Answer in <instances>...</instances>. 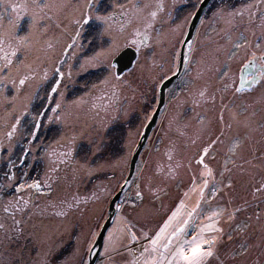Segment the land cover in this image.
<instances>
[{"label": "rangeland", "instance_id": "rangeland-1", "mask_svg": "<svg viewBox=\"0 0 264 264\" xmlns=\"http://www.w3.org/2000/svg\"><path fill=\"white\" fill-rule=\"evenodd\" d=\"M202 1L164 0L165 13L159 14V22L155 25L162 32L160 42L157 43L155 34L152 33V47L145 49L142 45L140 46L139 55L137 54L132 68L120 76L123 84L117 87V95L113 96L112 89L117 85V81L112 77L115 68L108 67L107 61L96 67H81L87 57L101 51L102 48H108V38L105 37L104 41L98 38V33L102 30L98 23L90 21L84 27L81 42L86 47L83 50L73 49L68 52L67 57L63 55V51L66 45L71 42L73 35L74 26L70 24V21L81 14L87 0H50L54 4L63 3L66 5L59 12L54 9L50 13L54 15L56 22H59L61 27L57 28L54 22H50L51 26L48 31L43 36L34 37L30 51L19 57L34 70L30 73L34 79L28 82L18 95L11 83L8 84L5 93L0 95V144L3 145V148L0 149V186H2L0 221L11 224V217L9 213L5 212V208L9 201L14 200L16 196L15 186L11 189L7 187L6 176L14 174L20 183L45 181L51 172L50 157L52 153L65 151L67 139L73 135L80 137L74 152L75 159L67 166L60 165L59 176L62 179L54 186L52 199L71 201L73 197L77 196L81 199L88 197L94 190L101 191L103 187L110 186L112 190L100 202H90L84 206L85 211L73 212L67 219L57 218L52 215L51 211L41 214L39 209L44 207L47 197H36L33 203L39 207H32L31 211L23 217L27 239L12 243L6 241L3 246H0V264H20L21 261L24 264H39L41 256L49 249L53 250L47 256L49 264H63L66 260L70 261L77 236L82 232H88L90 228L95 230L98 236L108 218L109 204L121 187L123 190L115 204L114 216L104 235L99 252L101 254L108 232L113 229V222L117 218V208L121 207L122 202L124 203L122 211L136 225L137 233L143 230L149 235H154L179 205L180 200L185 199L183 193L191 175L186 171L188 162L200 147V144H197L196 147L191 145V138L200 127L197 117L207 120L215 115L211 104L196 106L194 103L196 93L205 86L209 87L210 92L219 87L217 76L221 68L227 71L230 90H234L239 87L244 65L249 62L264 65V62L260 60V56L264 53L260 52L256 53L255 61H252L251 56H246L242 51L235 58L227 60L226 52L231 45L224 35L226 25L223 21L214 19L215 13L222 5L238 8L244 3L255 4L257 0H210L191 36L194 48L189 54L190 63L184 64L181 75L165 90L164 104L138 155L133 175L127 181L132 156L156 109L159 88L171 75L174 76L178 73V60L187 35V28L195 10ZM24 2L25 0H4V5ZM114 2L115 0H94L97 10L94 14H107L112 10ZM133 2L140 4L143 13L139 19L126 28L123 37L117 36L119 51L109 58L111 61L127 48L124 43L126 38L136 39L133 35L136 29L143 33L148 20L147 14L154 10L156 0H133ZM119 3L127 5L129 0H119ZM237 4L241 5L235 6ZM145 5L149 7H144ZM3 12L4 8L0 7V13ZM28 23L27 18L21 22L18 35L27 32ZM4 25L7 27L6 16ZM177 26H181L183 31V35L178 37L179 43L170 34V30ZM115 27L118 28L119 24H116ZM255 32L256 36L261 35L259 29H255ZM248 36L250 40L255 39L251 33H248ZM233 39H235V35H233ZM46 41L52 43L51 49L48 48ZM89 41L93 42L89 45ZM129 48L136 51L135 46ZM7 51V48L0 51V56L5 55ZM186 53H189V49ZM173 57H175L174 60ZM58 60H64L63 65L60 66L64 73V79L58 92L51 93V87L55 86L54 82L57 78L53 74V69L58 66ZM160 65L163 67L161 68ZM45 70L49 72V78L43 81L40 77ZM25 71L27 69L21 67L19 74H23ZM13 75H18L15 69H13ZM261 76H264V71ZM105 80H108L107 84L104 83ZM70 88H77L81 93L76 96L71 95L68 91ZM60 92H63V98H61ZM49 94L62 103V123H49L46 117L38 115L44 111H48V114L51 115L50 107H54L55 103H49L47 100ZM242 95L245 97V102L253 104L258 112L264 107V104L257 103V100L264 96V87H260V83L250 91H244ZM13 97L16 98L13 99ZM228 98L231 99L230 96ZM219 105L220 99L217 95L216 108H219ZM36 108L39 110L38 113H34ZM18 117L21 119V124L18 126L19 131L13 140L9 141L7 133ZM33 117H37V119L34 121ZM37 124L39 127L36 126ZM32 133L35 134L34 137L31 135ZM89 140L102 141V150L95 156L91 155L93 145L89 143ZM206 140L207 135L204 136V141ZM28 141H31V144ZM9 147L12 148L11 153L8 151ZM29 147L32 151L28 152L29 155L26 156L25 149ZM225 147L226 145L219 148L221 155ZM170 151L173 157L171 160L167 155ZM122 157H126V160H122ZM85 161L90 167L96 169L91 176L83 171H77L79 165ZM178 162L183 165L179 169V184L166 179L168 170L174 168ZM220 163L221 159L218 155L213 166L218 168ZM10 164H15L11 172L9 171ZM102 165L103 167H101ZM193 167H195L194 164ZM74 176L76 179H73ZM111 177L114 179H110ZM149 178H151L152 190L158 192L159 199L147 191L146 185ZM137 184H140L144 190V197L142 201H136L137 206L133 210L129 206L131 200L125 201V197H134ZM249 191L246 178L237 181L234 193L237 200L240 197L251 199L248 195ZM23 195L27 199L32 193L25 189ZM196 198V194H192L190 198L185 199L188 210L194 206ZM261 208L264 209V204L261 205ZM101 210L104 212L105 220L100 221V227L96 228L94 217L99 215ZM249 214H252L251 210ZM16 217L20 219V213H16ZM241 219H245V217L241 216ZM251 223L254 227L250 230L249 237L253 243H259V224L255 221L254 216ZM178 226L180 225L174 222L168 233ZM224 228L228 230L229 225L225 224ZM189 233L188 239H191L195 233L191 229H189ZM183 238L181 236V240ZM243 239L242 236H236L233 241H228L225 238L221 255L224 250L237 247ZM166 243L167 240L162 238L159 245L160 253H163V246ZM176 243L177 241L173 240V245ZM142 245L148 246V242L144 241L142 236L135 243L124 236L118 245L121 255L116 256L117 264H133L134 259L143 251ZM260 251L259 248L254 249L250 260L257 261V264H264V257H261ZM94 264H101L100 255ZM210 264H217L216 259L211 258Z\"/></svg>", "mask_w": 264, "mask_h": 264}, {"label": "snow or ice", "instance_id": "snow-or-ice-1", "mask_svg": "<svg viewBox=\"0 0 264 264\" xmlns=\"http://www.w3.org/2000/svg\"><path fill=\"white\" fill-rule=\"evenodd\" d=\"M0 7L4 8V12L0 13V51L8 49L5 55L0 56V61H2L0 63V95L5 93L9 83L18 95L25 85L34 79V76L30 74L34 70L24 60L19 59L20 55L30 51L34 37L43 36L51 26L50 22H54L57 28L61 27V24L56 22L54 15L50 13L54 9L59 12L66 5L63 3L54 4L50 0H25L24 3L4 5V0H0ZM144 7L149 6L145 5ZM96 11L94 0H87L81 14L70 21V24L74 26L73 35L71 42L66 45L63 55L67 57L70 50H83L86 47L81 42L82 31L90 21H95L102 29L98 33V38L104 41V38L107 37L108 48H102L101 51L87 57L81 67H96L107 61V66L114 69L116 63L109 58L119 51L117 36H124L126 28L140 18L143 8L133 0H129L127 5L115 0L112 10L107 14H94ZM162 13H165L164 0H156L154 10L147 14L148 20L143 33L136 29L133 33L136 39L126 38L125 46H135L139 55L141 45L145 49L152 47V33L155 34V39L159 43L162 32L155 25L159 22V14ZM5 16L7 17V27L4 25ZM25 18L29 21L27 32L18 35V29ZM214 19L223 21L226 25L224 35L231 45L226 52L227 60L238 56L240 51L244 52L246 56H251L252 61L257 59V52L264 53V0H257L255 4L244 3L238 8L222 5L215 13ZM116 24H119L118 28L115 27ZM255 29L260 30V36H256ZM248 33H251L255 39L250 40ZM170 34L179 43L178 37L183 35L182 27L177 26L171 29ZM233 35H235V39H233ZM92 42L89 41V45ZM46 43L49 49L53 47L50 41H46ZM193 48L194 44L188 43L189 53H185L183 57L185 65L190 63L189 54ZM73 55L75 56V53ZM174 59L175 57H173ZM260 60L264 62V55L260 56ZM63 63L64 60H58V66L53 69V74L57 78L54 82L55 86L51 87V93L58 92L64 79V73L60 67ZM21 67L27 69L23 74H19ZM160 67L162 68L163 65ZM13 69L18 75H13ZM112 77L117 81V85L112 89L113 96H116V89L123 84V81L118 73H113ZM48 78L49 72L45 70L40 79L46 81ZM217 79L219 87L214 91L210 92L209 87L205 86L194 97L196 106L211 104L215 112L211 119L197 117L200 127L191 138V145L196 147L197 144H200V147L188 162L186 171L191 175L183 196L187 199L192 194H196L194 206L188 210L185 199H181L179 205L171 212L158 231L154 235H149L143 230L137 233L136 225L122 211L124 207L122 202L121 207L117 208L118 215L113 222V229L108 232L105 239L103 253L94 252L97 232L90 228L88 232H82L76 237V245L70 261L66 260L63 264H90V258L93 255L101 256V264H117L116 256L121 255L118 245L124 236H127L133 243L138 242L140 236L148 242V246L142 245L143 251L134 259L133 264H210L211 258H215L217 264H257V261L250 260L253 250L257 248L261 250V257H264V209L261 208V205L264 204V107L258 112L253 104L245 102V97L242 95L244 85L230 90L228 73L223 68L218 71ZM257 79L253 77L249 84L255 85ZM259 79L260 87H264V76ZM104 83L107 84L108 80H105ZM59 94L63 98V92ZM217 95L220 99L219 108H216ZM229 96L231 99L228 98ZM15 98L13 97V99ZM47 100L49 103H55L54 107H50L51 115L48 114V111L38 115L46 117L49 123H62L61 101L55 100L51 94L47 96ZM257 103L264 104V96H261ZM258 116L259 119H257ZM36 119L37 117H33L34 121ZM20 124L21 119L18 117L7 133L9 141H12L19 131ZM36 126L39 127V124ZM31 135L35 136L34 133ZM205 135H207L206 141H204ZM79 139L80 137L76 135L69 137L65 151L52 153L50 157L51 172L45 181L20 183L14 174L6 176L7 187L11 189L15 186L16 196L14 200L9 201L5 208V212L9 213L11 217V224L0 221V234H2L0 246H3L6 241L12 243L27 239L23 217L31 211L32 207H39L33 203L36 197H47L46 204L39 209L41 214L51 211L55 217L67 219L73 212L85 211L84 206L90 202L98 203L110 194L112 189L107 186L103 187L101 191L94 190L90 196L83 199L78 196L73 197L71 201L52 199L54 186L62 179L59 176L60 165L67 166L74 161V152ZM28 143L31 144V141ZM89 143L93 145L92 156L102 150V141L89 140ZM225 145V150L221 155L219 148ZM2 148L3 145L0 144V149ZM8 151L11 153L12 148L9 147ZM30 151H32L31 147L25 149V155ZM167 155L169 160L173 158L171 151ZM218 155H220L221 163L217 168L213 164L216 163ZM122 160H126V157H122ZM13 167L15 164L9 165L10 172ZM182 167L183 165L178 162L174 168L168 170L166 179L179 184V169ZM77 171H83L91 176L96 169L90 167L85 161L79 165ZM244 178H246L247 187L250 189L248 195L251 199L240 197L237 200L234 195L236 184L238 180ZM73 179L76 177L74 176ZM110 179H114V177ZM146 188L151 195L159 199L158 192L152 190L151 178L148 179ZM25 189L32 193L27 199L23 195ZM0 191H2V186H0ZM143 197L144 190L140 184H137L134 197L126 196L125 201L131 200L129 206L134 210L137 206L136 201H142ZM213 202L215 203L213 204ZM250 210L251 215L249 214ZM16 213H20V219H17ZM185 216L186 218H184ZM241 216H244L245 219H241ZM253 216L259 224V243H253L249 237V232L254 227L251 223ZM94 219L95 227L99 228V222L105 220L103 210ZM174 222L180 226L168 233ZM225 224L229 225L228 230H225ZM189 229L195 233L191 239H188ZM166 233L168 234L166 235ZM181 236L184 237L183 240H181ZM236 236H242L244 239L237 247L224 250L221 255L225 238L228 241H233ZM162 238L167 240V243L163 246V253H160L159 245ZM173 240L177 241L175 245H173ZM51 251L53 250L49 249L41 256L39 264H49L47 256L51 254ZM157 253L159 255H156ZM20 264H24V262L21 261Z\"/></svg>", "mask_w": 264, "mask_h": 264}, {"label": "water", "instance_id": "water-1", "mask_svg": "<svg viewBox=\"0 0 264 264\" xmlns=\"http://www.w3.org/2000/svg\"><path fill=\"white\" fill-rule=\"evenodd\" d=\"M210 0H203L196 12L194 13L193 17H192V20L189 24V27H188V31H187V35L185 37V40H184V43H183V46L181 48V52H180V56H179V70H178V73L170 78H168L167 80H165L160 88H159V93H158V103H157V106H156V109L154 110L153 112V115L151 117V119L149 120V122L147 123L144 131H143V134H142V137L139 141V144L136 148V151L135 153L133 154L132 156V159H131V162H130V167H129V174H128V177H127V181L131 178V176L133 175V172H134V168H135V163L138 159V155L142 149V146L144 145V142L146 141V138L148 137V134L149 132L151 131V129L153 128V126L155 125L156 123V120H157V117L160 113V110L164 104V97H165V90L178 78L179 76V72L181 70V66H182V62H183V56H184V47L185 45H188L190 39H191V36L193 35V32L196 28V25L205 9V7L207 6L208 2ZM185 41H187V43H185ZM136 57H137V52L133 49V48H125L124 50H122L112 61L116 63V67H115V73H118L120 76L125 73L126 71H128L129 69L132 68L135 60H136ZM243 81V78L241 76V79H240V84L242 83ZM241 87V85H240ZM122 189L123 187L120 188L119 192L115 194V196L112 198L110 204H109V207H108V218L107 220L105 221L104 225L102 226L97 238H96V241H95V253H99L100 250H101V247H102V243H103V239H104V235L111 223V220L114 216V213H115V204L117 202V200L119 199L121 193H122ZM98 255H93L91 258H90V264H94L96 259H97Z\"/></svg>", "mask_w": 264, "mask_h": 264}, {"label": "flooded vegetation", "instance_id": "flooded-vegetation-1", "mask_svg": "<svg viewBox=\"0 0 264 264\" xmlns=\"http://www.w3.org/2000/svg\"><path fill=\"white\" fill-rule=\"evenodd\" d=\"M198 8V7H197ZM195 12H196V10H195ZM203 15V14H202ZM196 29V28H195ZM187 30H188V28H187ZM194 32H195V30H194ZM194 32H193V34H194ZM191 40H192V38L190 39V41H189V43H191ZM187 50H188V46L186 47V45H185V47H184V54L187 52ZM184 57V56H183ZM179 61V60H178ZM184 62H182V66H181V70H180V72H179V76L181 75V73L183 72V70H184ZM179 65V64H178ZM263 71H264V65L263 66H261V65H256L255 63H253V62H249V63H247L246 65H244L243 67H242V71H241V76H242V78H243V81H242V83L240 84V81H239V87H240V85H244V91H250L252 88H254L255 86H256V84H259L260 83V77H262L261 76V74H263ZM262 72V73H261ZM177 73V72H176ZM175 73V74H176ZM171 77H172V75H171ZM253 77H256V78H258L257 79V82H256V84L255 85H251V84H249V81H251L252 79H253ZM170 78V77H169Z\"/></svg>", "mask_w": 264, "mask_h": 264}, {"label": "trees", "instance_id": "trees-1", "mask_svg": "<svg viewBox=\"0 0 264 264\" xmlns=\"http://www.w3.org/2000/svg\"><path fill=\"white\" fill-rule=\"evenodd\" d=\"M241 4H237V5H235V6H240ZM95 77H97L96 75H95ZM92 83H93V81H92ZM69 91V94H71V95H74V96H76V95H79L80 93H81V91L80 90H78L77 88L76 89H69L68 90ZM34 111V110H33ZM35 111L36 112H34V113H38L39 112V110L36 108L35 109ZM39 136H41V134H39ZM27 155H29L28 153H27ZM26 155V156H27ZM27 159H28V157H27ZM16 170H18V167H16Z\"/></svg>", "mask_w": 264, "mask_h": 264}]
</instances>
